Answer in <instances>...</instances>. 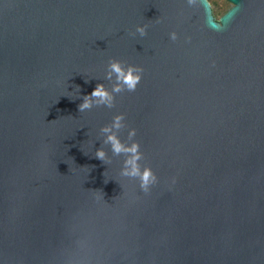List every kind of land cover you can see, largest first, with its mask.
Listing matches in <instances>:
<instances>
[{
  "label": "water",
  "instance_id": "water-1",
  "mask_svg": "<svg viewBox=\"0 0 264 264\" xmlns=\"http://www.w3.org/2000/svg\"><path fill=\"white\" fill-rule=\"evenodd\" d=\"M227 1L0 0V264H264V0ZM111 59L136 91L79 112Z\"/></svg>",
  "mask_w": 264,
  "mask_h": 264
},
{
  "label": "clouds",
  "instance_id": "clouds-1",
  "mask_svg": "<svg viewBox=\"0 0 264 264\" xmlns=\"http://www.w3.org/2000/svg\"><path fill=\"white\" fill-rule=\"evenodd\" d=\"M206 2L213 7V14L215 17V24L220 25L223 16L232 10V5L226 3V0H206ZM187 3L195 5L196 0H187ZM216 5H221L220 10L216 9ZM147 26H139L136 32L140 36L146 35ZM171 39H177L176 33H171ZM144 69L133 65H125L123 62L111 59L108 62V71L105 79L113 82L111 90H108L104 84L98 83L90 95L82 97L83 102L78 106L79 112L91 110L94 106H105L109 109L115 107V94H121L125 91L131 93L135 92L137 86L142 80ZM114 78V80H113ZM87 82V81H86ZM78 88V87H77ZM79 90V88H78ZM125 116L123 114L113 117L110 125L101 128V132L106 134L104 143L110 145L111 151L115 156L124 155L127 157L124 161V168L122 174L131 179L139 181V187L142 192L148 194L151 187L158 183V177L150 167H141L140 160L143 154L140 151L138 142H133L130 145L122 142L117 133L120 129L126 127ZM113 129L116 131L114 132ZM136 136V130L131 129L128 132V139L132 140ZM95 158L108 163L107 154L103 149H98L95 153ZM172 183L175 184L176 180L173 178Z\"/></svg>",
  "mask_w": 264,
  "mask_h": 264
},
{
  "label": "flooded vegetation",
  "instance_id": "flooded-vegetation-1",
  "mask_svg": "<svg viewBox=\"0 0 264 264\" xmlns=\"http://www.w3.org/2000/svg\"><path fill=\"white\" fill-rule=\"evenodd\" d=\"M226 3L227 4H229V5H232L230 2H228L227 0H226ZM211 6V5H210ZM233 6V5H232ZM216 7V9L217 10H220V8L222 7L221 5H216L215 6ZM211 11H212V15H213V17H214V14H213V7L211 6ZM214 20H215V17H214Z\"/></svg>",
  "mask_w": 264,
  "mask_h": 264
}]
</instances>
